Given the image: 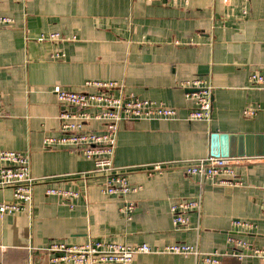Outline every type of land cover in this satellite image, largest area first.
<instances>
[{
  "label": "crops",
  "instance_id": "crops-1",
  "mask_svg": "<svg viewBox=\"0 0 264 264\" xmlns=\"http://www.w3.org/2000/svg\"><path fill=\"white\" fill-rule=\"evenodd\" d=\"M0 16L12 19L0 26V149L27 155L38 179L31 211L0 216V264H48L43 248L54 240L184 242L211 252L228 250L226 239L235 235L264 247V154L236 156L237 186L221 184L222 174L200 184L182 167L212 155L218 135H264V86L249 80L252 72L264 73V0H0ZM49 32L73 39L35 41ZM54 50L62 58L51 59ZM194 78L212 86L209 122L186 119L192 89L180 82ZM94 79L118 81L127 94L177 109L174 119L120 123L112 163L128 167L129 183L140 186L125 196L102 192V177L89 173L93 164L80 152L44 147L45 137L60 135L61 106L52 88L93 91L84 82ZM246 108L257 113L246 117ZM245 140L237 136L229 147L246 149ZM250 142V151H264V139ZM153 163L166 166L149 175ZM48 188L78 196L65 201L46 194ZM198 195L200 212L176 228L170 205ZM11 201V189H0V202ZM125 201L134 203L130 219L118 209ZM236 219L253 227L238 228ZM219 258L259 264L255 257ZM132 264L204 263L149 253L135 255Z\"/></svg>",
  "mask_w": 264,
  "mask_h": 264
},
{
  "label": "built area",
  "instance_id": "built-area-1",
  "mask_svg": "<svg viewBox=\"0 0 264 264\" xmlns=\"http://www.w3.org/2000/svg\"><path fill=\"white\" fill-rule=\"evenodd\" d=\"M12 19L0 16V26L7 25ZM72 40L73 37H63L59 32L41 33L35 37L36 42ZM63 52L54 50L50 58H62ZM249 80L254 86H264V73L252 72ZM185 88L192 89L186 93L191 102L187 120L209 122L212 114V86L202 78H194L180 82ZM84 87L93 91H73L54 86L52 92L56 95L61 109L57 115L60 135L44 138V147H66L80 152L90 160L93 168L91 175L102 177V192L108 195L125 196L140 189L128 180V167H116L112 160L115 152L116 135L122 121L139 119H174L177 109L164 105L155 100L144 99L133 94H127L122 83L114 80H87ZM2 101L0 98V114ZM257 109L246 108L243 115L253 117ZM92 122L100 124L99 129L89 125ZM238 157H223L207 155L189 161H183L185 173L198 177L200 184L216 175H224L221 184L237 186L240 182L235 179L234 164ZM0 189L9 188L14 201L0 202V216L19 211L29 212L32 209L33 187L38 180L30 174V161L27 155L14 150L0 149ZM163 163H153L146 171L149 175L161 172ZM46 194L60 196L65 201L77 197L78 193L63 189H46ZM71 206V205H70ZM202 206L200 195L189 200H179L169 207L172 223L176 228L188 223L190 212L199 213ZM122 214L131 218L134 209L132 201H125L118 208ZM238 228L249 229L253 224L242 219L233 220ZM229 249L203 252L194 244L176 242L163 247H152L146 243L124 244L114 241L88 240L79 243H67L54 240L43 248L48 264H132L138 254H180L200 258L204 264H220L222 256H232L238 260L255 257L259 264H264V247L255 246L243 237L229 235L226 239Z\"/></svg>",
  "mask_w": 264,
  "mask_h": 264
},
{
  "label": "water",
  "instance_id": "water-1",
  "mask_svg": "<svg viewBox=\"0 0 264 264\" xmlns=\"http://www.w3.org/2000/svg\"><path fill=\"white\" fill-rule=\"evenodd\" d=\"M239 136V141L241 142L242 139H246L245 141V146L246 149H243V147H238L237 150H235L232 146L229 147L230 144H233L234 139ZM220 138V146L215 150L212 149V156H223V157H236V156H250L252 153H255L256 155H263L264 151L259 150V151H250L251 147V142L250 139H259L262 140L264 139L263 134L259 135H251L247 134L245 137L243 135H218ZM230 138V139H228ZM232 139V140H231ZM228 141H231L229 144ZM227 142V144H226Z\"/></svg>",
  "mask_w": 264,
  "mask_h": 264
}]
</instances>
